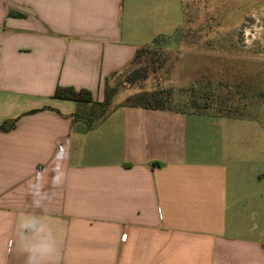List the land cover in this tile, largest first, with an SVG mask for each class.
<instances>
[{
	"label": "crops",
	"instance_id": "0c3cea01",
	"mask_svg": "<svg viewBox=\"0 0 264 264\" xmlns=\"http://www.w3.org/2000/svg\"><path fill=\"white\" fill-rule=\"evenodd\" d=\"M124 2L0 0V125L16 119L0 130V264H264L234 199L241 119L118 105L91 122L90 104L52 97L102 102L164 38L141 9L123 23Z\"/></svg>",
	"mask_w": 264,
	"mask_h": 264
},
{
	"label": "rangeland",
	"instance_id": "374dc122",
	"mask_svg": "<svg viewBox=\"0 0 264 264\" xmlns=\"http://www.w3.org/2000/svg\"><path fill=\"white\" fill-rule=\"evenodd\" d=\"M128 7L153 16L164 38L152 48L156 54L110 77L107 86L115 95L107 109L160 90L170 91L164 96L172 109L192 111V105L208 103L205 113L222 115L218 110L229 108L242 120L239 132L246 138L230 144L233 157L243 160L231 164L238 169L234 199L246 200L264 235V0H125L123 23L135 14ZM135 71L145 77L129 82ZM88 113L91 122L97 120L96 108Z\"/></svg>",
	"mask_w": 264,
	"mask_h": 264
},
{
	"label": "trees",
	"instance_id": "16d2710c",
	"mask_svg": "<svg viewBox=\"0 0 264 264\" xmlns=\"http://www.w3.org/2000/svg\"><path fill=\"white\" fill-rule=\"evenodd\" d=\"M159 38L155 39L153 41V46L152 47H144V48H139L135 51L133 58L129 62V64L126 66L130 67L135 63L140 57L147 53H152L156 54V52L153 51V47H156L158 44ZM152 51V52H151ZM125 69V68H124ZM146 73H139L138 71H135L134 73L130 74L129 76V82L135 81L136 79H140L142 77H145ZM168 90H160V91H154V92H141L135 96H130L127 98L125 105H129L131 107H136V108H144V109H151V110H167V109H172L168 104L167 100H165L166 95H169ZM115 95V91L112 90L105 85V96L104 100L102 102H96L93 100L92 94L87 91V90H75L71 87H57L52 95L53 98L55 99H60V100H67V101H73L78 104H90L91 109L98 110L97 118L103 117L107 113H109L110 109H107V107L110 105V102ZM205 102H207L208 99V94L205 96ZM195 102V101H194ZM193 102V103H194ZM191 107V106H190ZM90 109V110H91ZM192 111L200 113V114H208L205 113L207 111H210V106L208 103H205L203 105H192L191 107ZM229 108L221 109L218 110V112H223L222 115L219 113L214 114L216 116H224V117H231V118H237L236 116H231V111L227 110ZM236 112V110H235ZM234 112V113H235ZM91 115V114H90ZM212 115V114H209ZM240 115V114H239ZM93 116V115H91ZM242 116V115H240ZM15 120H9L5 121L0 125V130L1 131H9L14 128L15 126Z\"/></svg>",
	"mask_w": 264,
	"mask_h": 264
}]
</instances>
